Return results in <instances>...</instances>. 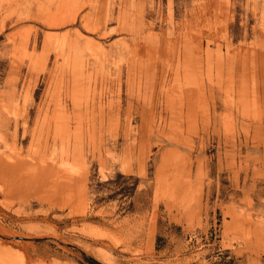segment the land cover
I'll return each instance as SVG.
<instances>
[{
    "label": "rangeland",
    "instance_id": "1",
    "mask_svg": "<svg viewBox=\"0 0 264 264\" xmlns=\"http://www.w3.org/2000/svg\"><path fill=\"white\" fill-rule=\"evenodd\" d=\"M0 264H264V0H0Z\"/></svg>",
    "mask_w": 264,
    "mask_h": 264
}]
</instances>
